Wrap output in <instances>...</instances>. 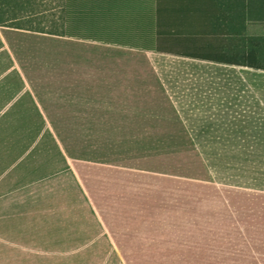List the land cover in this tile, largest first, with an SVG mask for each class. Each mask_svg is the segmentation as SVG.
Listing matches in <instances>:
<instances>
[{"label": "rangeland", "instance_id": "374dc122", "mask_svg": "<svg viewBox=\"0 0 264 264\" xmlns=\"http://www.w3.org/2000/svg\"><path fill=\"white\" fill-rule=\"evenodd\" d=\"M30 2L29 26L60 25L63 0ZM5 9L20 15L14 4ZM232 18L240 50L253 49L264 61V1L245 0ZM152 59L165 70L205 69L221 76L208 66ZM232 71L223 75L264 87V73ZM47 127L44 115L0 117V252L97 251L107 245L81 242L163 238L197 240L185 247L242 253L264 264V163H205L192 149L120 146L115 135L100 139L101 133ZM74 137L87 147H77L78 140L68 146ZM105 138L112 146H104Z\"/></svg>", "mask_w": 264, "mask_h": 264}, {"label": "crops", "instance_id": "0c3cea01", "mask_svg": "<svg viewBox=\"0 0 264 264\" xmlns=\"http://www.w3.org/2000/svg\"><path fill=\"white\" fill-rule=\"evenodd\" d=\"M194 2L177 3L176 10L197 14L212 1ZM96 52L117 59L92 58ZM152 58L208 66L221 76L205 69H161L160 60ZM231 71L264 73L0 27V117L44 115L51 131L95 132L100 139L115 135L120 146L192 149L205 163H264V87L223 75ZM182 85L188 89L180 90ZM106 138L104 146H112ZM75 140L82 143L77 147H87L75 137L67 140L68 146L75 147ZM81 243L107 246L97 251L0 252V264H257L242 253L185 247L197 240L101 236Z\"/></svg>", "mask_w": 264, "mask_h": 264}, {"label": "trees", "instance_id": "16d2710c", "mask_svg": "<svg viewBox=\"0 0 264 264\" xmlns=\"http://www.w3.org/2000/svg\"><path fill=\"white\" fill-rule=\"evenodd\" d=\"M30 1L0 0V27L264 72L256 51H241L240 39L230 30L237 3L211 0L196 14L176 10L177 3L196 0H63L60 25L36 28L28 25L33 18ZM10 4L17 6L19 16H9L5 7Z\"/></svg>", "mask_w": 264, "mask_h": 264}]
</instances>
